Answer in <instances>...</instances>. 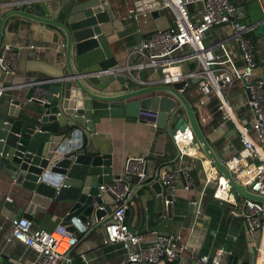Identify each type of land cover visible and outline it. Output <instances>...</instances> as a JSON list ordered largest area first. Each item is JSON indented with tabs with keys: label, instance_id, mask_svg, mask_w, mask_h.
<instances>
[{
	"label": "crops",
	"instance_id": "crops-1",
	"mask_svg": "<svg viewBox=\"0 0 264 264\" xmlns=\"http://www.w3.org/2000/svg\"><path fill=\"white\" fill-rule=\"evenodd\" d=\"M107 1L114 11V17L99 24L119 64L124 65L126 60L134 61L139 58L137 53L130 52V48L138 44L144 34L156 27H166L173 23L174 13L171 8L165 7L163 13L155 16L148 11L136 12L127 0ZM233 1L240 5L247 3V0ZM64 2L67 4L69 0H29L28 2L17 0L0 7V16L9 9L25 7L30 11L62 20L61 8ZM130 8L132 14L128 15ZM189 11L193 19L198 18L201 3H190ZM244 11L246 14L245 9ZM258 14L261 17L263 9ZM256 29L261 31V34L255 37L256 75L264 79V26H258ZM2 37L3 42L10 41L18 45L19 54L14 74L7 75L0 69V101L7 103L10 98L16 97L27 106L39 107L40 104L31 98L35 89V83L31 80L40 79L39 84L47 89V80L52 79L61 69H65L63 35L53 24L14 14L5 20ZM205 42L216 52L222 51L220 46L222 42L236 63H240L238 47L231 35L229 25H213L205 37ZM192 62V60L183 62V68L192 67L194 65V63L191 65ZM139 72L142 76H158V73L151 72L148 67L141 68ZM134 86L139 85L132 83V87ZM222 89L228 107H218L219 98L212 94L198 110V100L202 93L196 81L191 80L190 85L183 88L186 96L193 103L198 117L199 113L208 115L206 120L199 119V121L213 148L227 160L241 149L235 122L249 124L253 113L248 104L246 87L242 83L234 80ZM61 109L64 111V107ZM155 116V110L145 107H140L138 114L97 113L90 123L78 127L72 126L73 132L70 129L67 132L73 134V140H88V144L94 145L97 149L110 151L112 171L118 174L123 173L125 158L135 154L146 156L148 180L155 176L160 167L174 169L188 165L192 169L196 184L190 189L178 186L174 190V199L171 203L172 217H165L156 225L149 223L146 218L138 229L146 233L152 229L172 230L180 233L182 240L187 243V247L177 260L173 262L159 260L154 264H204L198 260V256L203 253L211 254L220 245L232 251L223 255L221 264H232L233 255L237 256L235 264H241L243 259H247L251 264L255 246L246 236L243 218L235 220L234 217L239 214H232L226 210L225 201L216 198L214 194V198L207 197L210 194H205L215 186L213 181H205L208 173H214L209 167L208 159L192 141L187 145V151L179 156L178 143L173 141L167 130L168 127L151 123V119H155ZM169 126H172V122ZM130 180L131 176L128 177V182ZM180 180L181 174L177 172L178 185ZM140 184L141 182L134 176L132 191ZM202 189L207 191L202 194L200 210L197 211L193 200L199 197ZM221 191L223 190H219L220 195L228 194L227 189L223 194ZM102 197L105 202L114 206V200L109 193L103 192ZM31 198L32 193L29 188L14 182L0 169V256L12 264H15L13 262L17 257L20 258L21 264L33 259L34 251L17 239L5 241V234L10 227V217L23 213L33 220L35 226L52 229L60 223L67 209L66 204L61 200L42 202V200L33 201ZM136 198L137 196L130 200V205L135 208L129 219V225L133 227L139 224ZM76 217L75 220L78 218ZM108 218L99 225L95 224L97 221L91 216L87 218L86 224V221L79 219L85 227L84 230H77L79 225L75 223L78 240L67 252L70 260H66L64 264H147L128 262L118 243L104 241V223Z\"/></svg>",
	"mask_w": 264,
	"mask_h": 264
},
{
	"label": "water",
	"instance_id": "water-1",
	"mask_svg": "<svg viewBox=\"0 0 264 264\" xmlns=\"http://www.w3.org/2000/svg\"><path fill=\"white\" fill-rule=\"evenodd\" d=\"M127 1L136 12L148 11L155 16L165 8L162 0ZM259 1L263 14L253 25L264 21V0ZM240 8L243 10L241 18H245L246 3ZM61 12L62 20L25 7L9 9L0 16V44L4 22L14 14L53 24L64 37L65 69L47 80L44 101L34 99L40 106H27L16 97L7 103L0 101V169L14 182L29 188L33 201L64 202L67 209L60 223L70 230H75L78 224L76 216L83 222L89 216L94 217L96 225L110 217L112 206L97 192L100 183L119 175L112 171V153L97 149L88 144V140H73L72 126L90 123L97 113L138 114L139 108L145 107L155 110L156 125L167 126L170 134L177 128H190L191 141L217 173L226 178L234 198L264 202V194L250 189L211 145L193 103L182 88L183 79L132 87L134 82L122 72L103 71L109 66H122L99 24L114 17L107 0H69L63 3ZM246 92L250 97L248 87ZM69 129L71 132H67ZM157 175L158 170L152 179L143 180L134 191V176L128 182V200L137 196L139 214V224L130 225L133 229L138 230L146 218L156 225L165 217H172V204L165 202L171 194ZM134 209L130 204L125 209L128 223ZM241 264H249V261L243 259Z\"/></svg>",
	"mask_w": 264,
	"mask_h": 264
},
{
	"label": "built area",
	"instance_id": "built-area-1",
	"mask_svg": "<svg viewBox=\"0 0 264 264\" xmlns=\"http://www.w3.org/2000/svg\"><path fill=\"white\" fill-rule=\"evenodd\" d=\"M14 1L17 0H0V7H5ZM198 2L201 3V11L198 18L193 19L189 4ZM162 5L172 9L173 23L150 30L141 37L138 44L130 48V52L139 55L137 60H126L122 66L114 65L103 71H120L137 85L171 83L183 79L182 88L190 85L192 77H199L196 85L202 96L198 100V110L212 94L219 98L218 107H228L222 88L234 80L248 87L250 92L248 104L253 116L249 124L235 122L241 149L231 155L226 162L232 172L250 189L264 194V79L256 75V46L250 33L253 23L241 19L243 13L241 5L233 0H162ZM131 11V8L128 9V15L132 14ZM216 24L229 25L231 35L238 47L239 64L222 42H220L222 48L220 52L214 51L211 45L205 42L209 29ZM18 54V45L10 41L0 44V69L5 74L16 72ZM187 60H192L194 65L183 68L182 64ZM210 64L214 66L210 67ZM145 67L150 68L151 72L158 73V76H142L139 70ZM31 82L35 83L31 98L44 101L46 87L39 84L40 79ZM206 117L207 114L199 113L201 121L206 120ZM151 123L156 125L155 119H151ZM171 136L173 141L178 143V155L181 156L187 151V145L193 137L192 132L188 126H185L184 129L177 128ZM208 164L214 173H208L205 181L212 179L216 181L214 195L222 201L231 203L230 213L242 215L246 236L255 246L251 264H264V202L244 197L234 198L227 180L224 183L221 180L223 175L217 173L209 160ZM146 167L145 155H129L125 158L122 174L98 185L99 195L106 192L114 200L111 216L104 223V241L118 243L125 254V259L130 263L154 264L159 260L173 262L187 247L180 233L157 229H152L149 233L141 232L133 229L125 219V209L130 204L127 195L128 177L135 176L139 182H142L147 177ZM177 172L181 174L179 185L176 181ZM157 176L171 194L170 198H165V202L172 203L174 190L178 186L190 189L196 184L195 176L188 165L174 169L160 167ZM220 187L226 188L228 195H219ZM204 193L205 190L202 189L199 197L193 200L197 211L200 210L201 196ZM77 222L78 225L81 224L79 218L76 219ZM9 223L5 241L17 239L34 251V258L24 264H60L62 260L64 262L70 260L67 252L78 240L75 230L68 229L62 223H58L52 229L35 226L33 220L23 213L10 217ZM84 229L82 224L77 230ZM231 252V249L220 245L211 254H200L198 260L204 264H221L223 255ZM19 259L17 257L13 263L21 264ZM0 264H12V262L0 256Z\"/></svg>",
	"mask_w": 264,
	"mask_h": 264
},
{
	"label": "trees",
	"instance_id": "trees-1",
	"mask_svg": "<svg viewBox=\"0 0 264 264\" xmlns=\"http://www.w3.org/2000/svg\"><path fill=\"white\" fill-rule=\"evenodd\" d=\"M245 10H246V16H247V18H245V19L242 18V20H244L246 22H253V21H255L256 19H258L260 17L258 13H260V11L262 9H261V6H260V3H259L258 0H249L246 3ZM258 26L259 27L264 26V22H260L258 24L253 25L250 33H251V36L254 39V41H255V37L258 36L259 34H261V31L260 30L258 31L256 29V28H258ZM207 189H209V188H207ZM207 189H206V191H207ZM205 194H210L207 197L214 198L213 197V194H214V186H213V188L209 189L208 192L205 193ZM203 201H204V197H203ZM224 203L226 204L225 205L226 210H229V208L231 206V203H229V202H224ZM241 217H242L241 215H237L234 218H235V220H238ZM236 258H237V256H235V255L232 256V260H231V263L232 264H235L236 263Z\"/></svg>",
	"mask_w": 264,
	"mask_h": 264
},
{
	"label": "bare ground",
	"instance_id": "bare-ground-1",
	"mask_svg": "<svg viewBox=\"0 0 264 264\" xmlns=\"http://www.w3.org/2000/svg\"><path fill=\"white\" fill-rule=\"evenodd\" d=\"M212 170H213V169H212ZM221 180H222L224 183L226 182V179H225L224 176L221 177ZM219 190H223V191H224V190H226V188H221V187H220V188L218 189V193H219ZM223 191H221V194H223ZM219 195H220V194H219ZM225 195H228V194H225ZM225 195H222V196H225Z\"/></svg>",
	"mask_w": 264,
	"mask_h": 264
},
{
	"label": "rangeland",
	"instance_id": "rangeland-1",
	"mask_svg": "<svg viewBox=\"0 0 264 264\" xmlns=\"http://www.w3.org/2000/svg\"><path fill=\"white\" fill-rule=\"evenodd\" d=\"M211 181H213L214 182V185H216V181L214 179H212Z\"/></svg>",
	"mask_w": 264,
	"mask_h": 264
}]
</instances>
